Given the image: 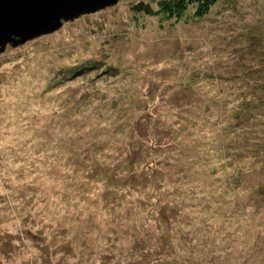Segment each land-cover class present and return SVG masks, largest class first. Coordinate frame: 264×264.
Listing matches in <instances>:
<instances>
[{
	"label": "rangeland",
	"instance_id": "rangeland-1",
	"mask_svg": "<svg viewBox=\"0 0 264 264\" xmlns=\"http://www.w3.org/2000/svg\"><path fill=\"white\" fill-rule=\"evenodd\" d=\"M138 1L0 50V264H264V0Z\"/></svg>",
	"mask_w": 264,
	"mask_h": 264
},
{
	"label": "water",
	"instance_id": "water-1",
	"mask_svg": "<svg viewBox=\"0 0 264 264\" xmlns=\"http://www.w3.org/2000/svg\"><path fill=\"white\" fill-rule=\"evenodd\" d=\"M118 0H0V50L49 33L64 21L113 5Z\"/></svg>",
	"mask_w": 264,
	"mask_h": 264
},
{
	"label": "trees",
	"instance_id": "trees-1",
	"mask_svg": "<svg viewBox=\"0 0 264 264\" xmlns=\"http://www.w3.org/2000/svg\"><path fill=\"white\" fill-rule=\"evenodd\" d=\"M155 7L147 1H138L131 5V8L137 12H145L148 14H156L161 18H180L181 15L187 10L189 6H193V14L195 16H202L206 14L216 0H154ZM164 20V19H162ZM256 73L255 79L258 77H264V67H254L245 71L246 77L249 73ZM253 89H259L264 91V83L255 86ZM259 99V96H258Z\"/></svg>",
	"mask_w": 264,
	"mask_h": 264
}]
</instances>
